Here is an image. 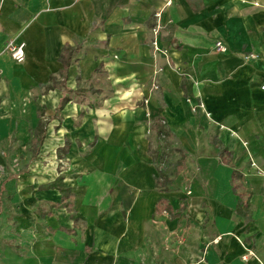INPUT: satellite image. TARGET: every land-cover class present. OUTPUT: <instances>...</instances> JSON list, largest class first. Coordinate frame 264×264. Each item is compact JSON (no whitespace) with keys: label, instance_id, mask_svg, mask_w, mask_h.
I'll return each mask as SVG.
<instances>
[{"label":"crops","instance_id":"crops-1","mask_svg":"<svg viewBox=\"0 0 264 264\" xmlns=\"http://www.w3.org/2000/svg\"><path fill=\"white\" fill-rule=\"evenodd\" d=\"M263 82L264 0H0V146L54 122L72 166L18 195L4 264H264Z\"/></svg>","mask_w":264,"mask_h":264},{"label":"rangeland","instance_id":"rangeland-1","mask_svg":"<svg viewBox=\"0 0 264 264\" xmlns=\"http://www.w3.org/2000/svg\"><path fill=\"white\" fill-rule=\"evenodd\" d=\"M43 98L46 102L48 96L46 99ZM45 117L46 120L49 118L47 115ZM26 118L24 128L4 133V145L0 146V192L3 188L0 193V264H4V233L6 229L11 228L9 224L15 222L17 218L16 199L18 195L23 192L24 188H30L72 169L67 155H61L58 151V146L63 142H60L63 133L58 130L54 132L52 129L54 122H51V126L48 127V137L40 149L39 156L36 159L33 158L34 149L31 148L29 141L36 119L30 116ZM148 139L152 140V145L154 144L152 151L155 153L156 146H161L160 138L156 132L149 130ZM164 166L168 172L174 171L172 164H164ZM189 189L191 187L187 188V191ZM4 221L8 223L4 225ZM202 260L205 261V258Z\"/></svg>","mask_w":264,"mask_h":264},{"label":"trees","instance_id":"trees-1","mask_svg":"<svg viewBox=\"0 0 264 264\" xmlns=\"http://www.w3.org/2000/svg\"><path fill=\"white\" fill-rule=\"evenodd\" d=\"M69 52V49H66L64 51V54L62 55V59H63V63H64V67L67 68L69 66V62L66 61V58L69 56L67 55ZM161 135H164V137H166L167 132L164 130H160ZM234 177H241L239 174L235 173ZM50 186L55 187L57 189H59L62 193V205L64 207H67L69 210L72 209V202H70V197L72 196L70 190L68 188L65 187V185L63 184V178L59 177L58 179H56L54 182H52L50 184ZM238 211L241 214H249V209H248V201L245 200L242 195L238 204Z\"/></svg>","mask_w":264,"mask_h":264},{"label":"built area","instance_id":"built-area-1","mask_svg":"<svg viewBox=\"0 0 264 264\" xmlns=\"http://www.w3.org/2000/svg\"><path fill=\"white\" fill-rule=\"evenodd\" d=\"M155 33L156 34L158 33V28L155 29ZM26 45L27 44L24 41L17 42L14 39H12L8 41L6 49L16 62L22 63L26 60ZM154 45L155 46L157 45L156 41L154 42ZM214 48L217 52H226L228 50V47L226 46V44L221 40L215 43ZM154 88L157 89L158 86L154 85ZM261 88L264 90V82L262 83ZM246 258L247 256H245V259Z\"/></svg>","mask_w":264,"mask_h":264}]
</instances>
